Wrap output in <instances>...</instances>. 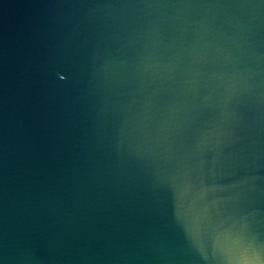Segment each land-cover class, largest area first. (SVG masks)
Returning <instances> with one entry per match:
<instances>
[{"label": "water", "instance_id": "95a60500", "mask_svg": "<svg viewBox=\"0 0 264 264\" xmlns=\"http://www.w3.org/2000/svg\"><path fill=\"white\" fill-rule=\"evenodd\" d=\"M0 264H264V0H0Z\"/></svg>", "mask_w": 264, "mask_h": 264}]
</instances>
